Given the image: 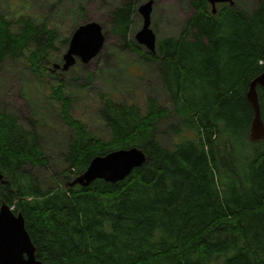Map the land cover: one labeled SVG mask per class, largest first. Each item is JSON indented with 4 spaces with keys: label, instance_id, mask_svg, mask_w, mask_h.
Segmentation results:
<instances>
[{
    "label": "trees",
    "instance_id": "obj_1",
    "mask_svg": "<svg viewBox=\"0 0 264 264\" xmlns=\"http://www.w3.org/2000/svg\"><path fill=\"white\" fill-rule=\"evenodd\" d=\"M139 1L110 9V31L153 62L163 92L140 103L103 91L107 138L65 113L70 133L55 144L61 177L49 184L37 172L50 163L44 124H25L0 95V206L22 213L43 264H264V140L250 137L247 96L264 68V0L216 12L188 0L192 14L157 39L156 52L131 37ZM58 37L46 19L0 16V67L25 57L42 75ZM64 74L51 76L68 107ZM257 91L264 121V86ZM130 147L146 160L125 179L69 185L96 155Z\"/></svg>",
    "mask_w": 264,
    "mask_h": 264
},
{
    "label": "rangeland",
    "instance_id": "obj_2",
    "mask_svg": "<svg viewBox=\"0 0 264 264\" xmlns=\"http://www.w3.org/2000/svg\"><path fill=\"white\" fill-rule=\"evenodd\" d=\"M148 1L140 0L138 7ZM255 2L256 0L244 1L251 6ZM117 4L119 0H0V16H5L8 20L34 16L46 19L59 30L56 42L58 51L52 52L48 70L42 75L29 69L25 57L18 61H7L0 67L2 103L16 112L25 124L33 119L44 124L41 131L46 140L45 150L50 163L47 168L38 169L37 172L45 184L51 183L53 176L58 179L61 177L60 151L56 150L55 144L70 133L66 117L71 114L95 133L107 138L109 131L97 112L103 91L116 88L120 91V99L140 103H144L147 96L163 92L153 62H146L126 46L120 36L110 31L109 11ZM80 5L82 11L79 9ZM192 11L188 0H153L151 27L157 39L165 33L179 30ZM88 21H97L102 25L105 43L99 53L88 62L79 58L67 71H63L65 74L62 78L65 82L62 88L64 94L72 100L66 107L54 91L58 81L51 73L62 72L61 68H55L54 65L63 63V54L69 46L63 41L68 39L70 42L76 28ZM142 26L143 17L137 11L133 17L132 39L136 40V33ZM140 45L147 49L145 45ZM90 74H93L92 81ZM86 84L90 85L89 89H85ZM163 97L164 94H161L160 98Z\"/></svg>",
    "mask_w": 264,
    "mask_h": 264
},
{
    "label": "water",
    "instance_id": "obj_3",
    "mask_svg": "<svg viewBox=\"0 0 264 264\" xmlns=\"http://www.w3.org/2000/svg\"><path fill=\"white\" fill-rule=\"evenodd\" d=\"M216 12L217 4L230 3L234 0H207ZM153 0L138 7L143 17V26L136 33L138 43L145 45L151 52H156L157 37L151 27ZM105 33L97 21H88L79 25L74 31L68 49L63 54V63H56L55 68L67 71L77 59L88 62L96 56L105 43ZM264 86V68L250 83L247 93L254 108V119L250 137L254 141L264 140V121L261 115L257 86ZM146 160L144 151L138 147L121 148L104 155L93 157L87 169L77 176L69 185L88 186L96 179L117 182L125 179L135 168L141 167ZM3 174L0 172V180ZM0 264H43L36 257V248L26 229L22 213H16L6 202L0 206Z\"/></svg>",
    "mask_w": 264,
    "mask_h": 264
}]
</instances>
